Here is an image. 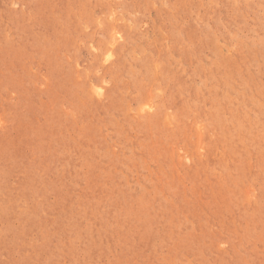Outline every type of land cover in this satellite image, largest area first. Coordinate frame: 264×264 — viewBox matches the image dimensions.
Returning a JSON list of instances; mask_svg holds the SVG:
<instances>
[{
  "label": "rangeland",
  "instance_id": "1",
  "mask_svg": "<svg viewBox=\"0 0 264 264\" xmlns=\"http://www.w3.org/2000/svg\"><path fill=\"white\" fill-rule=\"evenodd\" d=\"M0 264H264V0H0Z\"/></svg>",
  "mask_w": 264,
  "mask_h": 264
}]
</instances>
